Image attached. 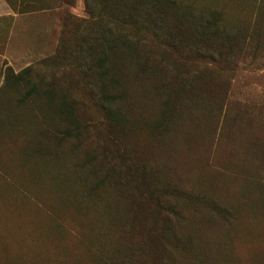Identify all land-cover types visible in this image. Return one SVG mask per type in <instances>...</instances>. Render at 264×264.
Returning <instances> with one entry per match:
<instances>
[{"label":"rangeland","instance_id":"374dc122","mask_svg":"<svg viewBox=\"0 0 264 264\" xmlns=\"http://www.w3.org/2000/svg\"><path fill=\"white\" fill-rule=\"evenodd\" d=\"M177 1L158 33L114 0H0V264H264V0ZM213 11L242 53L203 59L184 34ZM106 25L142 42L111 55L124 131L99 90Z\"/></svg>","mask_w":264,"mask_h":264},{"label":"trees","instance_id":"16d2710c","mask_svg":"<svg viewBox=\"0 0 264 264\" xmlns=\"http://www.w3.org/2000/svg\"><path fill=\"white\" fill-rule=\"evenodd\" d=\"M115 8L118 12L117 16L111 17L113 20L120 21L121 26L125 24L132 25H153L157 27V32H162L166 24L174 22L170 20L167 11L168 6L178 5L177 0H114ZM87 8L91 14H95L98 10L96 8V0H87ZM220 14L213 12H191L187 16V27L184 34L191 36L193 39V46L196 48L198 54L203 59H211L216 61L215 55L219 56L223 51L229 52H243V47L235 44V31H231L222 25ZM109 19L106 20L108 22ZM172 29V28H169ZM101 57L96 61L97 67L100 70L99 77L101 100L106 106V116L109 121L120 130L124 131L130 120L123 109V103L126 99V86L123 82L124 66L117 58H112L114 53H123L135 50L139 52L142 42L129 31L117 26H107L103 32ZM30 69H24L19 74H14L11 68L6 70V79L17 78L20 81L24 80L28 87L27 95L30 97H38L43 95L39 85L31 83L28 75ZM24 78V79H23ZM46 94L49 96V105H54L53 97L56 93L53 86L46 87ZM40 92V94H39ZM62 109L63 121L67 124L63 134L80 137L77 133L81 129L80 121L75 118L74 106L62 99L58 105Z\"/></svg>","mask_w":264,"mask_h":264}]
</instances>
